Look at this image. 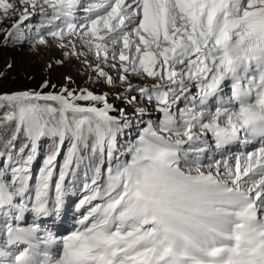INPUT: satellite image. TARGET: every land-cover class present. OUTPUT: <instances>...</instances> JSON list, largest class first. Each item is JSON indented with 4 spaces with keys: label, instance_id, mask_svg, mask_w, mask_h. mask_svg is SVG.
Masks as SVG:
<instances>
[{
    "label": "snow or ice",
    "instance_id": "6c2138e0",
    "mask_svg": "<svg viewBox=\"0 0 264 264\" xmlns=\"http://www.w3.org/2000/svg\"><path fill=\"white\" fill-rule=\"evenodd\" d=\"M6 20L5 45L54 43L97 81L126 85L117 100L162 115L145 121L137 107L142 127L119 146L132 116L107 91L0 93V134L11 133L0 148V264H264V0H0ZM42 138L56 144L33 177ZM85 159L89 194L76 209L87 214L57 238L40 223L69 207L66 178Z\"/></svg>",
    "mask_w": 264,
    "mask_h": 264
},
{
    "label": "rangeland",
    "instance_id": "374dc122",
    "mask_svg": "<svg viewBox=\"0 0 264 264\" xmlns=\"http://www.w3.org/2000/svg\"><path fill=\"white\" fill-rule=\"evenodd\" d=\"M86 2V0H85ZM84 12L83 9H81L78 12V16H83ZM39 16L35 17L33 20L29 21L33 25V31L35 29V25L39 23ZM10 21L6 20L3 24H0V28L5 27L7 24H9ZM53 57L49 63L52 64V66L49 68L47 65L49 63L44 61V57L46 54H48V46L47 45H39L35 49L31 46L29 42H24L23 44H8L5 45L3 43V33L0 32V84L5 83L7 79L13 78L16 75L22 74L25 79H29V76H34L38 79H43L44 81H49V84L55 85L57 88L62 87H68L69 90H76L79 91L82 88H87L91 91H93L96 94H101L105 91L109 92L110 95L108 96V102L114 104L115 107L120 108L124 107L126 109V112L128 115L132 116V114L135 112V109L137 107H146L148 109V114L144 117L147 119H155L158 120L161 118L159 112H156L154 110V106L148 105L146 101L144 100H138V102L134 105H125L122 100H117L116 95L117 93H121L124 91V87L126 85L122 86L120 85L119 81H116V83L112 86H107L102 83V81H97L95 79V73L92 72L90 69L84 66V64L77 60L76 57H70L66 58L64 56V51L66 49H61L59 47L53 46ZM82 59V58H81ZM63 61V63H56V61ZM94 63V61H93ZM11 65V67H8V65ZM103 67V65H101ZM105 71L109 72L110 75L116 76V72L113 69L105 68ZM71 77V82H69L66 77ZM91 77V79H90ZM131 82L133 84H151L153 81L151 78L148 79H140L137 77H132ZM42 83V84H43ZM41 85H39L38 89H40ZM16 91L14 88L8 91L14 92ZM113 115H118V113H113ZM140 124V121L135 117L132 116L131 124L128 128H126L119 136L118 138L119 144L127 143L128 139H134L135 135L130 137L129 133L137 129L138 125ZM129 131V132H128ZM254 147V146H252ZM214 148V144H213ZM232 150L228 149L227 152H225V156L231 154ZM213 155L212 152L208 153V156L211 157ZM221 157L219 155H216L215 159H220ZM42 160H39L37 162L32 161V171H34L36 174H39V169L43 167V164L41 163ZM209 160L203 159V163L207 164ZM234 163V161H233ZM85 164V163H84ZM85 173L82 172V176L79 175L78 177L75 175L73 176V179L70 184H73L75 179L81 187L85 184L90 182V176L91 173H88L89 179L85 178L86 171H87V164ZM74 173H76L77 169L74 167ZM105 176L107 174L106 166H105ZM55 191V190H54ZM86 195V194H84ZM66 205H69V207L63 209L64 212L61 213L58 217H53V219L48 220L46 218L42 219L40 226L42 229H47L48 231L54 232L55 228L53 227V223H56V226H58L64 219V217L71 213L74 217L77 214H82L84 212L88 211V206H85L79 210L76 209L74 211H71V205H74V202H67L65 200ZM33 216L25 217L21 220V224L23 226H29L32 223Z\"/></svg>",
    "mask_w": 264,
    "mask_h": 264
},
{
    "label": "trees",
    "instance_id": "16d2710c",
    "mask_svg": "<svg viewBox=\"0 0 264 264\" xmlns=\"http://www.w3.org/2000/svg\"><path fill=\"white\" fill-rule=\"evenodd\" d=\"M25 78L26 77H24L22 74H20V75H16L13 78L7 79L5 83L0 84V93H8V91L11 90L12 88H14L16 91L30 90V91H34V92H41L42 91L44 93H49V92H53V91L59 92L61 89V88H57L56 86L54 89L52 87V84H49V86L47 88L38 89L39 85H42L43 79H38L34 76H29V79H25ZM6 111H8V109L2 103H0V116H2ZM10 134H11L10 132L8 133L7 136L0 134V148H2L4 141L10 137ZM23 143H25V140L23 138V135L21 134L20 138L16 141L17 150L19 149V147ZM55 143H56V141H54L52 138H42L38 142V145H37V152H38L37 158L38 159H41V158L46 159V157L50 154V150H49L50 147H53V145ZM68 147H69V142L65 141L64 146H63V150H62L61 154L59 155L58 160L55 162V165H57V167H58V168L56 167L54 170L55 175L57 173L59 174V169H60V166L64 162V155L67 152ZM24 155L26 156L27 152H25ZM82 164H84V163H81L77 167L78 168L77 173L82 171ZM87 164H88V161H87ZM71 192H72V190L70 189L69 194Z\"/></svg>",
    "mask_w": 264,
    "mask_h": 264
},
{
    "label": "bare ground",
    "instance_id": "6f19581e",
    "mask_svg": "<svg viewBox=\"0 0 264 264\" xmlns=\"http://www.w3.org/2000/svg\"><path fill=\"white\" fill-rule=\"evenodd\" d=\"M55 44L53 43L52 44V46H48V54H46V56L44 57V61L45 62H47V63H49L50 61H51V59H52V57H53V46H54ZM227 91V90H226ZM247 147V146H246ZM245 146L244 147H242V150L244 149V148H246ZM257 147H260V144H256V146L254 147V149L255 148H257ZM87 195V194H86ZM86 195H82L83 197H85ZM79 220V219H78Z\"/></svg>",
    "mask_w": 264,
    "mask_h": 264
}]
</instances>
